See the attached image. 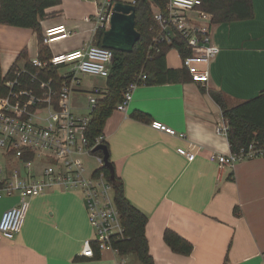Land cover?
Here are the masks:
<instances>
[{
  "label": "crops",
  "instance_id": "crops-1",
  "mask_svg": "<svg viewBox=\"0 0 264 264\" xmlns=\"http://www.w3.org/2000/svg\"><path fill=\"white\" fill-rule=\"evenodd\" d=\"M254 7V19L225 24H212V17L202 20L197 12H190L191 22L208 29L211 42L220 49L209 66V83H195L179 51L171 49L167 67L187 74L174 83L136 88L126 112L116 109L106 122L103 138L110 160L126 199L148 218L146 237L155 264H224L226 258L228 264H264V157L222 169L211 161L212 154L226 155L231 149L228 138L217 133L223 113L209 92H220L233 108L264 91V0H254ZM96 8L95 0H61L47 9L41 22L43 37L59 26L72 31L68 38L49 43V54L95 44L98 31L92 17ZM24 51L29 62L40 58L38 34L0 25L3 76ZM25 64L20 60L19 69ZM65 72L61 70L60 76ZM95 88L107 94V79L83 78L73 95L77 113L74 98ZM136 112L147 120L133 119ZM155 120L187 138L154 130L150 124ZM191 144L196 147L193 162L177 152L189 150ZM18 200L17 195L0 199V221ZM166 230L191 243L192 254L173 252L164 242ZM93 236L82 194L55 188L33 199L14 240H0V264H117L119 258L111 252L99 253V257L95 252L94 258L82 255L84 242ZM126 260L140 264L134 255Z\"/></svg>",
  "mask_w": 264,
  "mask_h": 264
},
{
  "label": "built area",
  "instance_id": "built-area-1",
  "mask_svg": "<svg viewBox=\"0 0 264 264\" xmlns=\"http://www.w3.org/2000/svg\"><path fill=\"white\" fill-rule=\"evenodd\" d=\"M96 11L92 17L96 31L108 30L110 18L116 3L135 6L138 0H95ZM202 0H169L166 12L152 6L155 21L160 33L153 39L150 49L160 52L163 45H171L176 37H181L191 55L183 59V66L192 80L207 85L211 74L210 64L217 58L220 49L211 42L208 29L195 26L188 14L197 12L202 20L212 17L200 10ZM72 31L59 26L45 32L44 44L66 39ZM114 61V52L110 49L91 44L70 53L52 55L48 60L40 58L31 61L36 72L20 69L19 76H28L32 84L41 86V92L26 88L19 76L8 80L9 92L0 99V199L17 195V204L4 212L0 221V240H14L22 231L26 217L34 198L44 195L55 188L78 191L86 205L88 219L94 231L91 240L84 242L82 255L95 257V247L100 253L111 252L119 258L117 264H128L126 256L115 246L116 242L126 238V229L115 203L112 184L102 171L103 157L95 155L93 150L103 144V136L91 144L86 137L92 112L98 102L107 94L99 88L86 93L87 114H79L73 107V95L86 76L107 79ZM207 66V69L201 66ZM66 70L61 78L60 89L56 90L52 78L44 79L42 73ZM147 80L140 75L124 93L123 101L116 109L126 112V106L133 100L140 82ZM145 86V85H142ZM150 126L172 137L186 139L187 135L177 132L160 121ZM229 120H218L217 133L228 136ZM195 146L189 150L179 148L177 152L189 162L196 159ZM264 157V150H254L252 146L247 154L214 153L211 161L224 167H235L241 161ZM84 158H93L97 169L90 172Z\"/></svg>",
  "mask_w": 264,
  "mask_h": 264
},
{
  "label": "trees",
  "instance_id": "trees-1",
  "mask_svg": "<svg viewBox=\"0 0 264 264\" xmlns=\"http://www.w3.org/2000/svg\"><path fill=\"white\" fill-rule=\"evenodd\" d=\"M61 0H0V25L31 29L39 36L40 59L48 60L52 57L44 44L41 35V22L46 17V10L59 4ZM169 0H138L136 7V30L141 38L134 47L132 53L114 52L113 65L107 78L108 93L100 100L92 112L91 122L88 126L86 137L93 145L103 136L105 125L118 104L123 101L126 89L140 75H146L147 80L140 86L163 85L181 80L187 74L186 70H172L167 67L166 56L171 49H177L182 59L191 55L185 41L176 37L171 45H163L160 52L150 49L153 39L161 29L154 19L153 8L156 6L162 13L166 12ZM200 10L212 16V24H225L237 21L252 20L255 18L254 0H202ZM104 30L96 35L95 45L101 46ZM25 60V68L36 72L27 60V51H24L10 68L6 76H3L0 64V99L7 96L9 89L6 86L8 80H14L19 76L18 62ZM44 79L52 78L56 90L60 89L63 79L58 71L42 73ZM19 79L24 82L26 88H33L41 92V86L32 84L28 76L22 74ZM212 98L220 106L223 117L229 120L230 129L228 141L232 153L247 154L253 146L254 150H264V91L257 97L244 102L236 107L229 108L220 92H209ZM132 118L137 121L147 120V116L136 112ZM106 145L105 143H103ZM107 146V145H106ZM108 147V146H107ZM95 155L103 157L102 152ZM106 177L113 186L115 203L121 214L122 224L126 229V238L115 243V246L124 256L134 255L140 264H155L150 254L149 242L146 237L148 218L134 208L126 199L122 180L116 175L114 181L108 168H102ZM236 215L240 211L235 210ZM164 242L173 252L179 255L190 256L193 245L172 230L164 233ZM99 257V251L95 247ZM224 264H228L227 258Z\"/></svg>",
  "mask_w": 264,
  "mask_h": 264
},
{
  "label": "water",
  "instance_id": "water-1",
  "mask_svg": "<svg viewBox=\"0 0 264 264\" xmlns=\"http://www.w3.org/2000/svg\"><path fill=\"white\" fill-rule=\"evenodd\" d=\"M141 38L136 30V7L118 2L115 4L110 18V28L104 32L101 47L119 53H132ZM102 152L104 166L109 169L111 180L116 179V171L110 160V152L106 145L99 144L93 153Z\"/></svg>",
  "mask_w": 264,
  "mask_h": 264
},
{
  "label": "rangeland",
  "instance_id": "rangeland-1",
  "mask_svg": "<svg viewBox=\"0 0 264 264\" xmlns=\"http://www.w3.org/2000/svg\"><path fill=\"white\" fill-rule=\"evenodd\" d=\"M64 71H62L63 73ZM86 86V84H84ZM86 94V93H85ZM74 102L76 104V108H78V112L79 113H87V108H88V104L86 101V96L85 95H77L74 98ZM85 163L87 164V167L89 169L90 172L94 171L97 169V164L95 163V160L93 158H84ZM0 163H3V160L0 159ZM135 264H137V261L135 262Z\"/></svg>",
  "mask_w": 264,
  "mask_h": 264
}]
</instances>
